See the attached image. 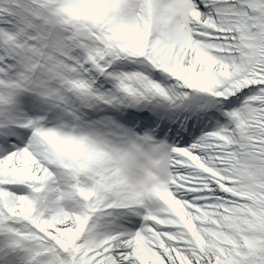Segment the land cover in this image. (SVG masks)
Instances as JSON below:
<instances>
[{
  "label": "snow or ice",
  "instance_id": "6c2138e0",
  "mask_svg": "<svg viewBox=\"0 0 264 264\" xmlns=\"http://www.w3.org/2000/svg\"><path fill=\"white\" fill-rule=\"evenodd\" d=\"M0 264H264V0H0Z\"/></svg>",
  "mask_w": 264,
  "mask_h": 264
}]
</instances>
